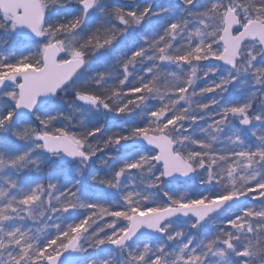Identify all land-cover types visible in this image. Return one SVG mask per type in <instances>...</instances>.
I'll use <instances>...</instances> for the list:
<instances>
[{
	"label": "snow or ice",
	"instance_id": "6c2138e0",
	"mask_svg": "<svg viewBox=\"0 0 264 264\" xmlns=\"http://www.w3.org/2000/svg\"><path fill=\"white\" fill-rule=\"evenodd\" d=\"M0 264H264V0H0Z\"/></svg>",
	"mask_w": 264,
	"mask_h": 264
}]
</instances>
